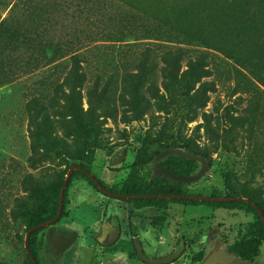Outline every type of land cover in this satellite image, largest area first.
<instances>
[{"label":"trees","instance_id":"16d2710c","mask_svg":"<svg viewBox=\"0 0 264 264\" xmlns=\"http://www.w3.org/2000/svg\"><path fill=\"white\" fill-rule=\"evenodd\" d=\"M13 6L12 17L0 23V85L41 72L39 88L30 89L25 101L31 135L36 141L53 136L56 122L63 135L81 144V151L72 158L76 163L68 168L78 166L84 171H72L59 218L30 233L29 254L24 248L27 264H33L30 256L40 264L39 233L67 216L68 189L75 177L136 210L155 208L161 213L154 222L159 227L164 225L169 203L252 213L256 217L253 234L234 242L230 251L243 261L257 257L264 241V223L250 203L190 199L201 196L186 191L191 184L173 182L148 169L154 164V168H168L182 176L196 172L199 163L194 160L170 155L154 161L164 149L185 150L208 161L196 136L181 138L176 132L165 141L141 142L126 176L111 185L91 169L96 150L109 155L115 149L101 145L108 118L120 114L124 123H139L154 109L169 116L176 130L182 122L193 121L194 110L206 106L213 89L203 79L211 74V66H217L216 54L240 68L235 73L238 91L250 89V80L264 88V0H16ZM209 118L203 115L204 132L222 150L233 151V130L240 118L226 113L218 129ZM85 172L108 193L99 190ZM62 183L60 178L38 193L37 201L24 212L25 232L56 216ZM206 197L247 198L264 216V198L221 196L215 191ZM129 240L138 243L131 228Z\"/></svg>","mask_w":264,"mask_h":264},{"label":"rangeland","instance_id":"374dc122","mask_svg":"<svg viewBox=\"0 0 264 264\" xmlns=\"http://www.w3.org/2000/svg\"><path fill=\"white\" fill-rule=\"evenodd\" d=\"M15 1L0 0V23L12 17ZM214 59L217 66H211V74L203 79L213 87L208 102L195 109L193 121L182 122L179 130L170 126L169 116L154 109L139 123H124L120 114L106 120L101 145L115 149L109 155L105 150L94 152L91 170L98 179L108 185L119 182L126 176L141 142L165 141L178 132L181 138L196 136L197 146L209 157L208 170L191 183L187 192L209 196L215 191L221 196L264 198V88L250 80V89L238 91L235 73L240 68L219 54ZM40 77L41 72H37L0 85V264H27L24 212L37 201L39 192L60 178L64 181L68 166L76 163L72 158L82 149L79 139L63 135L54 121L53 136L40 141L32 137L25 101L30 89L39 88ZM226 113L240 118L233 130L231 152L222 150L203 129L204 114L218 129ZM154 167L148 166L153 174ZM71 185L82 203L71 212L70 220L63 217L39 233L36 248L40 264H146L139 259L136 245L150 258L159 257L155 250L161 247L165 253L160 256H165L183 246L180 256L168 264H200L218 248L226 247L232 252L233 243L247 239L255 229L256 217L252 213L177 203L168 204L164 225L159 227L154 222L161 213L155 208L136 210L128 202L102 195L78 177ZM109 221L114 223V240L104 226ZM130 228L137 235V244L130 243ZM71 238L67 247H60ZM228 264H264V241L253 260L243 261L236 255Z\"/></svg>","mask_w":264,"mask_h":264},{"label":"water","instance_id":"95a60500","mask_svg":"<svg viewBox=\"0 0 264 264\" xmlns=\"http://www.w3.org/2000/svg\"><path fill=\"white\" fill-rule=\"evenodd\" d=\"M170 155L186 158L189 160H194V161L199 163V168L193 174L182 176V175H178V174L173 173L168 168L157 167V168H154V175H161L163 178H167V179H169L173 182H176V183L191 184V183L198 181L209 168V163L205 158H203L202 156H199L197 154H194V153H191V152H188L185 150H181V149H164V150L160 151L154 157V161L158 162V161H160V160H162L165 157L170 156ZM73 170H81V169L78 166H73L67 171L66 177L62 183L61 190H60L58 211H57L56 216L52 220H49V221L42 223V224H39L35 227H32L25 232L23 244H24V248H25L27 253H28V245H27L28 244V237H29L30 233L36 229H39V228L48 226L50 224H53L59 218L60 213H61V209H62V199L64 196V190L67 186V183L70 179V176H71V173ZM81 171H83V170H81ZM85 174L95 183V185L97 186V188L99 190H101L104 193H108V191H106L98 183V181L96 180V178L92 174L87 173V172H85ZM112 195L117 196L115 194H112ZM137 197L140 198V197H152V196H137ZM157 197H167V198H172V199L179 198V196H157ZM189 198L190 199H196L199 201H212V202L230 201L232 199H237V200H240V201H243L246 203H250L256 209L258 215L260 216V218L262 219V221L264 223V216H263L261 210L256 206L255 203L251 202L247 198H241V197L225 198V197H206V196H189ZM109 237L113 240L116 238V235H115L113 230H109ZM71 242H72V238L66 240L63 244H61L60 247L65 248ZM136 251H137V255H138L139 259L146 264H168V263L173 262L174 260H176L178 258V256H180V254L183 252V246L177 250L172 251L171 253H169L165 256L154 257V258H150V257L146 256L140 245H136ZM30 258H31L33 264H36L34 262L32 256H30ZM234 258H236V255L234 253L228 252L226 247H221V248H218L217 250L212 251L207 256V258L200 264H228Z\"/></svg>","mask_w":264,"mask_h":264},{"label":"crops","instance_id":"0c3cea01","mask_svg":"<svg viewBox=\"0 0 264 264\" xmlns=\"http://www.w3.org/2000/svg\"><path fill=\"white\" fill-rule=\"evenodd\" d=\"M118 161H119V159H118ZM120 162V161H119ZM120 164V163H119ZM78 180V179H77ZM87 183V182H86ZM87 185H89L88 183H87ZM70 189H69V191H68V199H69V203H68V205L66 206V212H67V216L66 217H64V219H66V220H70L71 218V212H73V210H76V209H78V207L81 205V199H80V197L78 196V191L75 189V188H73L72 187V185L70 184ZM108 203H110L109 201H106L105 202V204H107L108 205ZM106 206V205H105ZM105 216V215H104ZM103 216V217H104ZM112 218V220L113 221H117V219H116V217H111ZM111 220V219H110ZM133 220V219H132ZM132 220L130 221V223H132ZM100 222V221H99ZM113 224L114 223H112L111 221H109V223H107V224H104V226H105V228L106 229H108V230H112L113 229ZM133 224V223H132ZM64 225V224H63ZM62 225V226H63ZM61 226V227H62ZM63 228V227H62ZM103 236H101L100 238H99V241L100 240H102L103 238H102ZM155 253H156V256L158 255L159 257H160V255H163L164 253H165V249L163 248V247H161L160 249H156L155 250Z\"/></svg>","mask_w":264,"mask_h":264},{"label":"flooded vegetation","instance_id":"af4514ba","mask_svg":"<svg viewBox=\"0 0 264 264\" xmlns=\"http://www.w3.org/2000/svg\"><path fill=\"white\" fill-rule=\"evenodd\" d=\"M228 251V250H227Z\"/></svg>","mask_w":264,"mask_h":264}]
</instances>
